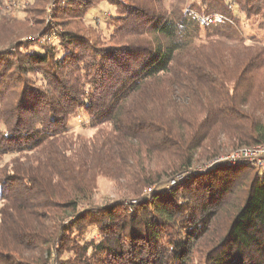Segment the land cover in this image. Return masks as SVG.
<instances>
[{
  "label": "trees",
  "instance_id": "trees-1",
  "mask_svg": "<svg viewBox=\"0 0 264 264\" xmlns=\"http://www.w3.org/2000/svg\"><path fill=\"white\" fill-rule=\"evenodd\" d=\"M185 3L0 0V264H264V166L196 168L264 145V0Z\"/></svg>",
  "mask_w": 264,
  "mask_h": 264
},
{
  "label": "rangeland",
  "instance_id": "rangeland-1",
  "mask_svg": "<svg viewBox=\"0 0 264 264\" xmlns=\"http://www.w3.org/2000/svg\"><path fill=\"white\" fill-rule=\"evenodd\" d=\"M189 1H191V0H186V3H185V5L189 2ZM3 10L1 9V7H0V17H2V15H1V12H2ZM94 13V14H93ZM109 13H110V9H109V6L107 5V4H105V6H104V13L103 14H101V15H98V10H96V9H93L92 10V12H91V14H93V16L92 17H90L89 18V20H91V22H93L92 20H94L95 19V16L96 15H98L99 16V18H97L96 20L98 21V22H101L102 23V21H103V18L105 17V16H108L109 15ZM13 15H21L18 11H14L13 12ZM46 39V38H45ZM87 116L84 114V113H79V114H77L75 117H73L72 119H71V121H70V123H71V125H72V127H73V129L75 130V131H78V132H81V133H83V134H86V135H91L92 133H93V131L92 130H90V129H88V128H83L84 126H82V123L84 122V123H86L87 122ZM233 150H235V148H233V147H224V152L225 153H227V152H231V151H233ZM224 154V153H223ZM207 163V162H206ZM205 164V161H203V160H199L197 163H196V167H198V166H201V165H203V166H205L204 165ZM223 166V165H222ZM210 170V169H209ZM208 171V170H207ZM206 171V172H207ZM264 171V170H263ZM175 182H173V184H174ZM118 197H120V193H119V191L115 188V186L111 183V182H109L108 180H106V179H103V178H101L100 180H99V190L96 192V194H95V196H94V201L96 202V203H107V202H109L110 200H113V199H116V198H118ZM0 206H1V200H0Z\"/></svg>",
  "mask_w": 264,
  "mask_h": 264
},
{
  "label": "built area",
  "instance_id": "built-area-1",
  "mask_svg": "<svg viewBox=\"0 0 264 264\" xmlns=\"http://www.w3.org/2000/svg\"><path fill=\"white\" fill-rule=\"evenodd\" d=\"M254 163L264 166V145L243 146L216 157L201 166L196 167L200 172H205L211 167L223 164Z\"/></svg>",
  "mask_w": 264,
  "mask_h": 264
}]
</instances>
